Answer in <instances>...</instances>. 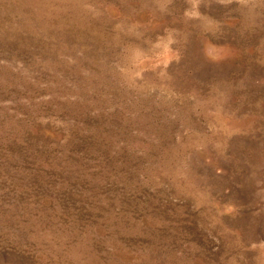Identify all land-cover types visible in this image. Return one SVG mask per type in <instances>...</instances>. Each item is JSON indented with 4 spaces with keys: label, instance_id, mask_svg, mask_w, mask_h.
I'll use <instances>...</instances> for the list:
<instances>
[{
    "label": "rangeland",
    "instance_id": "374dc122",
    "mask_svg": "<svg viewBox=\"0 0 264 264\" xmlns=\"http://www.w3.org/2000/svg\"><path fill=\"white\" fill-rule=\"evenodd\" d=\"M0 264H264V0H0Z\"/></svg>",
    "mask_w": 264,
    "mask_h": 264
}]
</instances>
